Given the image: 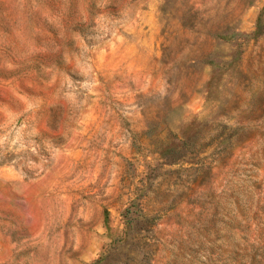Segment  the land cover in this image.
<instances>
[{"label": "rangeland", "instance_id": "1", "mask_svg": "<svg viewBox=\"0 0 264 264\" xmlns=\"http://www.w3.org/2000/svg\"><path fill=\"white\" fill-rule=\"evenodd\" d=\"M0 264H264V0H0Z\"/></svg>", "mask_w": 264, "mask_h": 264}]
</instances>
